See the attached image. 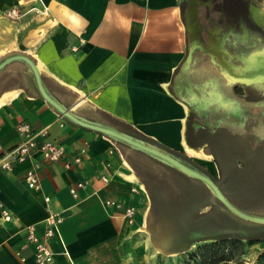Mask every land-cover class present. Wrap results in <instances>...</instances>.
<instances>
[{
    "label": "crops",
    "instance_id": "crops-1",
    "mask_svg": "<svg viewBox=\"0 0 264 264\" xmlns=\"http://www.w3.org/2000/svg\"><path fill=\"white\" fill-rule=\"evenodd\" d=\"M182 3L0 0V63L15 55L31 58L49 95L70 114L50 103L37 84L38 93L23 85L8 88L0 80V146L21 144L18 126L28 123L39 140L46 131L66 150L62 161L42 163L40 191L25 181L39 155L11 171L0 169V264H36L26 237L29 227L37 235L45 231V196L64 217L49 243L56 264H156L160 253L145 231L151 199L132 163L140 151L108 131L131 137L136 131L215 175L212 156L189 146L186 136L189 121L199 129L213 120V114L206 122L197 115L191 119L188 100L200 99L196 86L215 77L214 71L200 74L198 61L194 73L180 72L188 48ZM14 8L17 18L9 16ZM253 11L264 31V0ZM256 38L263 48V36L256 33ZM86 144L83 162L72 164ZM77 183L84 186L75 198L70 189ZM106 200L122 207H108ZM4 208L9 221L2 216ZM128 208L135 209L132 220L125 216Z\"/></svg>",
    "mask_w": 264,
    "mask_h": 264
},
{
    "label": "trees",
    "instance_id": "trees-1",
    "mask_svg": "<svg viewBox=\"0 0 264 264\" xmlns=\"http://www.w3.org/2000/svg\"><path fill=\"white\" fill-rule=\"evenodd\" d=\"M0 80L8 88L23 85L38 93L34 76L25 62L8 65L1 72ZM245 100L258 102L253 92ZM190 118L195 119L196 115L191 114ZM134 132V137L206 172L182 153ZM186 136L192 148L207 145L205 152L212 156L218 168L217 175L208 174L225 197L241 211L264 217V133L261 127L247 129L245 126L241 134L225 127L213 132L207 126L196 129L189 121ZM138 153V161H131L151 199L145 231L157 252L181 258L187 254L189 264H244L249 248L264 244V224L237 217L202 181L145 153ZM193 246L196 247L192 249Z\"/></svg>",
    "mask_w": 264,
    "mask_h": 264
},
{
    "label": "water",
    "instance_id": "water-1",
    "mask_svg": "<svg viewBox=\"0 0 264 264\" xmlns=\"http://www.w3.org/2000/svg\"><path fill=\"white\" fill-rule=\"evenodd\" d=\"M186 1L187 8L184 10L183 19L188 35V48L187 56L180 72L185 73L188 71L194 73V66L197 65L198 61V65L201 67L200 74L207 70L209 73L213 71L219 73V76L215 79H206L203 84L201 83L198 84L199 86H196L200 90V99L195 98V96L189 98V100L186 99L193 108V113L191 114L202 117L205 122L209 120L210 114H213V116H210L213 117V120H209L210 125H207L213 132L220 127L229 128L232 131L235 130L231 121L233 119L239 121L240 128L242 127L243 129L249 120L258 119L259 115L264 114V103L248 102L243 98H239L233 92V88L234 86H240L243 89H249L254 92H264V47L262 48L261 45L256 43V34L251 33L249 30H247L241 42L244 45L242 53L234 51L235 54H233L227 49L226 45L228 43L225 35L223 37L220 34L218 36L213 35L209 44L205 45V41L202 42L200 39L198 0ZM252 16L257 21L254 11L252 12ZM228 46L230 47L229 44ZM199 51H202L204 56H208L206 62H203V64H200L201 60L199 59L201 54ZM14 61L25 62L32 70L41 94L65 115H70L67 110L62 108L49 95L42 82L39 69L28 56L15 55L6 58L0 63V72ZM219 77H222L224 81L219 80ZM252 108L259 109L257 115L251 113ZM237 132L241 134L243 131ZM108 133L116 140L127 143L134 150L145 153L151 158L175 168L191 178L202 181L212 194L237 217L246 221L264 224V217L247 214L233 205L221 192L216 182L210 176L201 172L200 169L186 164L179 157L165 152L146 141L117 132L108 131Z\"/></svg>",
    "mask_w": 264,
    "mask_h": 264
},
{
    "label": "built area",
    "instance_id": "built-area-1",
    "mask_svg": "<svg viewBox=\"0 0 264 264\" xmlns=\"http://www.w3.org/2000/svg\"><path fill=\"white\" fill-rule=\"evenodd\" d=\"M9 16L17 18L20 16L18 9L14 8L9 12ZM18 131L23 137V142L13 148L3 149L0 146V169L11 171L17 164L24 163L31 159L34 155H39L40 160L34 162L32 166L26 171L25 181L28 188L40 191V176L39 169L43 162L53 163L60 162L66 156V150L62 145H59L49 140L46 131H42L41 135L44 137L39 140L37 134L33 132L28 123H21L18 126ZM87 154V144L82 147L74 157L72 164L79 165L83 162L84 156ZM71 163H67L69 168ZM84 186V183H77L72 186L70 191L73 197L78 198V190ZM44 201L48 208V216L46 218V228L42 235H37L33 227H29L26 237L27 243L34 246V256L36 264H56L54 253L50 248V240L59 233V226L64 221L62 214L54 210L51 204V197L45 196ZM106 206L120 209L122 205L114 200H106ZM135 215L134 208H128L125 216L132 220ZM2 216L4 220L12 219L10 212L7 209H2Z\"/></svg>",
    "mask_w": 264,
    "mask_h": 264
},
{
    "label": "flooded vegetation",
    "instance_id": "flooded-vegetation-1",
    "mask_svg": "<svg viewBox=\"0 0 264 264\" xmlns=\"http://www.w3.org/2000/svg\"><path fill=\"white\" fill-rule=\"evenodd\" d=\"M260 2L261 0H198L200 39L202 42L205 41V45H208L211 36L220 34L223 37L225 35L227 43L230 45V47L228 44L226 45L227 49L233 54H235L234 51L242 53L244 45L241 42L247 30L264 38V31L256 25L252 16L253 8L259 7ZM182 6L184 10L187 8L186 0L183 1ZM255 41L257 44L260 42L258 38H255ZM199 53L201 54L200 63L206 62L208 56H204L202 51ZM212 75L216 78L219 73L214 71ZM233 92L243 99L249 98L253 92L257 101L264 103V92H254L240 86H234ZM253 126H260L264 133V114L258 116L257 121H248L246 124L247 129H252ZM202 128L204 127L199 129ZM203 148L205 150L207 145H204ZM215 165L218 172L217 164L215 163Z\"/></svg>",
    "mask_w": 264,
    "mask_h": 264
},
{
    "label": "rangeland",
    "instance_id": "rangeland-1",
    "mask_svg": "<svg viewBox=\"0 0 264 264\" xmlns=\"http://www.w3.org/2000/svg\"><path fill=\"white\" fill-rule=\"evenodd\" d=\"M233 123L234 131H243L244 128H240L239 121H235V119L231 120ZM199 154V153H196ZM215 175L218 174L217 169L214 170ZM257 246L256 248H253ZM249 248L247 255L244 257V264H264V244L262 245H254ZM196 246H193L194 249ZM177 256H166L163 257L162 254L158 255V259L156 260V264H189L187 254H183L182 258ZM177 257V258H176ZM179 258V259H178ZM192 264V263H191Z\"/></svg>",
    "mask_w": 264,
    "mask_h": 264
},
{
    "label": "bare ground",
    "instance_id": "bare-ground-1",
    "mask_svg": "<svg viewBox=\"0 0 264 264\" xmlns=\"http://www.w3.org/2000/svg\"><path fill=\"white\" fill-rule=\"evenodd\" d=\"M152 253H153V255H154V251H151ZM166 257V256H165Z\"/></svg>",
    "mask_w": 264,
    "mask_h": 264
}]
</instances>
